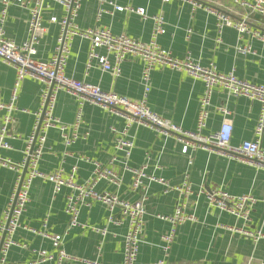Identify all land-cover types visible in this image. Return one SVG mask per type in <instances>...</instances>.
<instances>
[{
  "label": "crops",
  "instance_id": "1",
  "mask_svg": "<svg viewBox=\"0 0 264 264\" xmlns=\"http://www.w3.org/2000/svg\"><path fill=\"white\" fill-rule=\"evenodd\" d=\"M123 7L145 9L146 14L161 13L165 20V31L156 38V44L171 53L175 58L190 56L202 65L213 63L221 72L233 70L241 79L264 84V44L247 36L241 43L249 44L251 51L239 53L234 46L237 43L236 30L225 26L220 31L215 25V16L204 6H211L237 18L242 9L234 6L231 0H110ZM193 2L198 3L194 5ZM97 0H81L75 17L80 28L107 27L114 34L124 33L132 38L147 42L151 34V20L143 18L129 10L113 11L97 16ZM28 10L25 6H10L3 28L8 38L21 42L28 36ZM64 15L63 7L53 0H43L42 34L34 58L49 59L55 50L59 26L50 18ZM250 26L264 30V19L250 20ZM89 40L74 37L65 64V73L74 78L97 84L103 90L113 91L131 99H140L143 85L140 81L142 63L138 58L127 57L121 64V74L113 77L109 72L93 65L86 68ZM100 53L103 49L99 48ZM15 79L14 69L0 60V100L6 101L12 93ZM41 81L25 77L20 82L13 114V121L8 126L7 141L9 148H0V161L8 160L11 164L22 163L26 140L34 119V112L40 105ZM203 91L200 80L188 76L183 71L168 67H157L150 74V89L147 92V106L160 116L181 126L184 130L195 128L198 101ZM229 111L224 115L218 107ZM77 111L76 99L64 90L58 91L53 114L64 123H71ZM259 105L256 101L243 96L228 94L223 88L215 87L210 98L209 116L204 133L217 130L222 122L232 125L231 144L254 137ZM3 112L0 111V124ZM124 118L108 109L91 103L82 105V122L79 125L80 137L70 146H64L55 128L49 129L40 157L38 168L49 173L63 168L64 173L76 166L75 180L83 182L92 173L95 164L105 166L110 157L115 156L114 169L117 182L102 178L94 186L97 191L115 192L120 198L130 201L139 199L141 194L130 189L132 173L124 168L146 166L145 172L164 177L170 185H178L185 174L192 184L194 193L200 187H220L230 194H251L256 202L250 209L249 220L245 227L259 228L264 233V169L248 164L241 157L209 151L202 148L189 152L192 162L188 163V154L181 152V142L174 135L165 136L157 130L132 123L127 130L134 147L127 159L123 152L113 146L112 129L120 130ZM260 147L264 152V130L260 138ZM16 168L0 164V219L17 177ZM146 190L143 198L145 210V231L135 264H152L162 257L160 236L168 223L159 219L158 214L172 213L180 198L177 190L163 191V186L156 181H145ZM69 192L62 187L52 191L51 183L36 177L30 186L29 202L21 216L22 227L14 233L18 244L7 252L8 261L14 264H29L34 260V250L53 251L51 241L37 233L45 229L49 233L63 234L67 224L64 212L65 196ZM188 213L195 216V221H185L177 226L175 237L166 257L167 264H264V236L253 242L250 238L232 231L233 225H243L224 211L208 204L204 195H192L188 198ZM107 215L106 207L93 202L82 207L79 220L92 224H102ZM124 225L108 226L104 236L92 230L73 228L63 234L62 246L72 256L89 261L98 260L101 264H121L122 236ZM101 242V248L98 246ZM37 264H55L54 260ZM74 264H86L75 262Z\"/></svg>",
  "mask_w": 264,
  "mask_h": 264
},
{
  "label": "built area",
  "instance_id": "2",
  "mask_svg": "<svg viewBox=\"0 0 264 264\" xmlns=\"http://www.w3.org/2000/svg\"><path fill=\"white\" fill-rule=\"evenodd\" d=\"M59 3L64 9V15L60 18L52 16L51 22L59 26L56 37L55 50L47 60L34 58L36 45L38 44L45 27L42 23L43 0H0V60L10 65L15 71V79L11 96L8 100H0V111L3 112L0 124V148H9L7 141L8 126L13 121V114L17 110L16 92L22 79L31 77L41 81L40 105L34 112V119L30 133L26 140L25 155L22 163L11 164L8 160H1L0 164L9 168H26L24 175L18 171L15 178L8 203L3 210L0 219V264H14L7 259V252L13 245L18 244L14 239L15 231L22 227L21 216L26 210L29 202L30 186L34 178L39 177L52 185V191L58 192L62 187H67L69 192L65 196L64 212L67 215V224L64 233L73 228L92 230L104 236L108 233V226L124 225L125 231L122 236V260L121 264H135L139 245L143 240L144 205L143 198L146 190L145 181H156L163 186V191L177 190L180 198L177 201L172 213L158 214L157 217L168 223L167 230L161 234L162 257L152 264H167L166 257L175 237L176 228L185 221H195V216L188 213L187 202L192 195H204L208 204L216 207L243 221V225H233L232 231L240 233L253 242L257 241L264 233L259 229H248L245 223L249 220V212L256 202L251 194L235 195L230 194L220 187H200L194 193L192 184L185 174L184 179L178 185H170L164 177L147 174L146 166L129 168L124 162V168L132 173L130 189L139 192V199L130 201L120 198L115 192L97 191L94 186L102 178L117 182L118 176L114 169L116 157H110L108 164L101 166L95 164L91 175L83 182H77L76 166L73 165L69 172L64 173L63 168H57L49 173L42 172L38 168L40 157L44 150L47 132L55 128L64 146H70L79 137V125L82 122V105L84 102H91L100 105L109 111L124 118V125L120 130L113 131V146L116 150L123 152L127 159L134 147L133 140L128 136L127 130L132 123L141 124L153 128L161 134L174 135L182 144L181 152L188 154V163L192 162V152L197 148L226 154L232 157H241L248 164L264 169V152L260 147V138L264 130V84L249 82L239 78L233 70L221 72L216 69L213 63L202 65L199 61L186 56L182 59L175 58L167 50L156 44L158 35L165 31V20L161 13L148 15L142 7H123L110 0H97V16L109 12L105 6L113 11L124 9L135 12L143 18L151 20V34L147 42L132 38L124 33L114 34L107 27L102 28H80L75 23L81 0H53ZM166 3L170 0H160ZM231 3L242 9L237 18L230 14L215 9L211 6H204L206 10L215 16L216 28L220 31L225 26L236 30L237 43L234 48L239 53L251 51L249 44L241 43L244 36L258 40L264 44V30L250 26L252 19H264V0H231ZM18 4L25 6L28 10V36L21 42L8 38L5 35L3 24L10 6ZM198 5V3L193 2ZM81 37L89 40L88 53L85 66L93 65L101 70L109 72L113 77L121 74V64L127 57L138 58L141 63L140 81L143 85V94L140 99H131L113 91L103 90L99 85L74 78L65 73V64L74 37ZM99 48L103 49L100 53ZM168 67L172 70L183 71L188 76L198 79L203 84V91L198 101V111L195 128L192 131L184 130L181 126L160 116L152 111L146 104L147 92L150 89V74L157 67ZM215 87L223 88L228 94L243 96L256 101L259 105L254 137L250 140H243L238 144H231L232 125L225 121L221 126L212 132L204 133L209 116L211 94ZM64 90L73 95L77 103V111L71 123H64L53 114V108L58 91ZM218 109L224 114L229 113L226 107ZM93 202L103 204L107 209V215L102 224H92L79 220L82 207L89 206ZM46 222L42 229L36 230L42 236L47 237L52 244L53 251L44 249L34 250L35 258L29 264H37L43 261L54 260L55 264H74L83 262L86 264H101L98 260H86L69 255L63 248V234L49 233L45 229ZM101 248V242L98 249Z\"/></svg>",
  "mask_w": 264,
  "mask_h": 264
},
{
  "label": "water",
  "instance_id": "3",
  "mask_svg": "<svg viewBox=\"0 0 264 264\" xmlns=\"http://www.w3.org/2000/svg\"><path fill=\"white\" fill-rule=\"evenodd\" d=\"M25 171H26V168H25V166H24V167H23V170H22V176L24 175ZM190 264H199V263H190Z\"/></svg>",
  "mask_w": 264,
  "mask_h": 264
}]
</instances>
